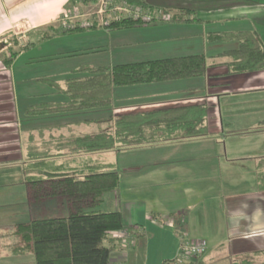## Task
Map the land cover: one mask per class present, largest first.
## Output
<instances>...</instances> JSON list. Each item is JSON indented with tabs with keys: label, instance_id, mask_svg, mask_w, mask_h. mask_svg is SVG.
Segmentation results:
<instances>
[{
	"label": "crops",
	"instance_id": "crops-1",
	"mask_svg": "<svg viewBox=\"0 0 264 264\" xmlns=\"http://www.w3.org/2000/svg\"><path fill=\"white\" fill-rule=\"evenodd\" d=\"M146 1L149 9L172 14L173 20L109 30L100 23L82 27L79 19L71 18L63 27L61 18L79 13L88 1L0 0V43L10 36L22 40L15 58L25 54L21 47L33 46L38 38L51 48L33 63L82 60L111 45L143 48L116 64L202 54L207 65L196 78L114 87L106 107L26 115L31 106L66 102L65 80L82 76L79 69L108 65L15 74L2 64L6 52L0 50V264L34 261L30 253L11 252L15 239L9 232L15 224L69 212L64 199L29 203L26 171L83 176L99 168L119 175V188L104 195L101 211H120L124 228H135L136 242L146 235L144 225L151 223L169 234L153 264L175 258L183 236L206 247L189 264H264V68L235 72L232 58L222 54L235 50L238 42L212 38L218 32H243L264 47V0ZM213 86L220 95L209 88ZM244 98L257 100L232 103ZM220 100L219 118L209 131L206 104ZM195 105L205 109L201 133L184 135L166 121L174 116L171 109ZM149 112L158 120L167 113L166 122H159L162 128L150 124L132 133H156L159 141L92 152L75 144L85 135L113 132L118 116L145 119L152 116ZM169 218L174 225L164 223ZM119 261L146 264L145 247H116L110 264Z\"/></svg>",
	"mask_w": 264,
	"mask_h": 264
},
{
	"label": "trees",
	"instance_id": "trees-1",
	"mask_svg": "<svg viewBox=\"0 0 264 264\" xmlns=\"http://www.w3.org/2000/svg\"><path fill=\"white\" fill-rule=\"evenodd\" d=\"M83 1L94 2L95 0ZM115 2H125L127 5L143 6L149 9L146 0H115ZM140 25L137 21L121 19L112 21L106 28L117 30ZM93 27L95 25L91 28ZM75 30L77 28L63 32ZM43 36L46 38L45 35ZM212 38L220 41L233 39L238 42L235 50L222 54L232 58V69L235 72L264 68V47L256 45L248 34L218 32L213 33ZM30 45L32 43L24 45L21 50L29 48ZM16 55L17 51L11 52L2 59V64L8 67ZM206 67L205 56L193 54L113 66L82 68L78 70L82 76L65 80V93L69 97L66 102L31 106L26 109L25 114L41 115L106 107L111 104L114 87L196 78L204 74ZM171 111L173 112L170 113L174 116L171 115L168 120H166L167 113L163 114L164 118L161 120L153 118L156 114L151 112L149 115L152 116H146L145 119L133 120L134 118L128 117V114L118 116L117 127L113 132L104 130L85 135L77 138L75 144L78 149L92 152L109 150L116 144L129 147L159 141L155 137L156 133L144 135L138 131L132 133V130H141L143 126L148 128L150 124H156L157 128L161 129L159 122L169 120L173 122L171 126L177 125L179 130H184V135L191 136L202 132L199 128L205 113L202 106H186L171 109ZM25 169L28 168L25 167ZM26 172L24 184L29 203L64 199L69 212L67 216L41 217L15 224L9 232L10 237L15 239L9 247L11 252L32 254L35 264H110L111 252L118 247V243L110 237V233L124 228L123 217L118 210L101 211L99 207L105 194L118 190V173L115 170L103 171L101 168L91 170L83 176L33 175ZM171 260H165L162 264H167Z\"/></svg>",
	"mask_w": 264,
	"mask_h": 264
},
{
	"label": "rangeland",
	"instance_id": "rangeland-1",
	"mask_svg": "<svg viewBox=\"0 0 264 264\" xmlns=\"http://www.w3.org/2000/svg\"><path fill=\"white\" fill-rule=\"evenodd\" d=\"M143 7V6H142ZM146 9V8H145ZM96 10V2H87L84 5V8H80L79 11L84 13L86 16L83 18L85 19L87 17L88 13H93ZM151 10V9H150ZM153 11V10H152ZM79 12V13H80ZM158 16L162 15L163 11L155 10L154 11ZM78 13V12H77ZM80 13V14H81ZM173 18L174 16L172 14L166 13ZM93 19L90 21H93L94 23H101V26L106 28L105 22L113 17L112 13L109 11L107 12L103 17H99L94 13ZM173 20V19H172ZM160 22L165 23L166 21H160L156 20L153 23ZM152 24V23H151ZM149 25V24H148ZM140 26H147V25H140ZM13 38V36H10L9 39L6 41H1L0 43V50L4 49L6 54L5 56L9 55L11 52H16L20 48V42H22L21 39ZM69 40L75 39V38H68ZM41 40V39H40ZM38 40V38H33L34 45L31 46L28 49H25V54L21 58H14L12 63L7 67L8 71H13L15 74H18L20 71H26L27 73H32L33 71H71V69L77 68V66L81 65H108L112 66L119 62H125L129 59L127 57L129 55L127 54H139L138 52L143 51V48H140V46H132L129 49L119 48V47H113L111 45H108L105 47L104 51H101L95 56H90L88 58L82 59V60H73V61H60V62H53V61H46V62H34L33 60L37 57H40L41 55L47 54L49 49L51 48V43L48 41L44 42L45 40L41 41ZM59 43V40H56ZM40 42V43H39ZM55 43V42H53ZM63 43V42H62ZM57 45V44H53ZM141 53V52H140ZM32 60V61H31ZM219 82V80H216ZM210 89H213V93L220 95V91H218L217 86L209 87ZM257 99H249L247 98L241 99L240 101H232L234 105H239L241 103H247L254 102ZM224 100H220V104L216 102L214 105L207 103V109H206V115H207V123L209 127V131H212L215 128V121L217 122V119L219 118V111L221 112L222 109V103ZM219 109V110H218ZM124 188L122 191L124 192ZM51 214V213H50ZM152 222V221H151ZM153 225V226H151ZM151 225H144L145 226V237L138 238L136 244L139 246H144L147 256V263L146 264H153L157 260L158 253L162 250V248L165 247L167 244L168 239V233L163 227L156 224ZM178 254V252H177ZM177 256V255H176ZM28 264V263H26ZM30 264H35V262H31Z\"/></svg>",
	"mask_w": 264,
	"mask_h": 264
},
{
	"label": "built area",
	"instance_id": "built-area-1",
	"mask_svg": "<svg viewBox=\"0 0 264 264\" xmlns=\"http://www.w3.org/2000/svg\"><path fill=\"white\" fill-rule=\"evenodd\" d=\"M96 10L93 13H88L87 17L83 19L86 15L75 13L73 16H65L61 18V24L63 27L68 26L69 19H79L81 21L80 25L82 27L90 28L97 23H94L92 20L94 13L99 17H103L107 12H111L113 17L105 22L106 25L110 24L112 21H120L121 19H128L131 21H137L141 25H148L153 23L156 20L162 21H171V16L163 13L158 16L154 11L142 7V6H133L127 5L125 2H115V0H95ZM100 23V22H99ZM101 25V23H100ZM172 220L166 219L165 224L170 223ZM136 230L135 228H123L121 230L112 231L110 237L118 243L121 251H125L132 247L136 243ZM206 247L205 244L198 240L187 239L185 236L181 237V242L178 248V254L167 264H189L191 261H194L196 258L200 257L205 253ZM118 264H125L123 261H119Z\"/></svg>",
	"mask_w": 264,
	"mask_h": 264
}]
</instances>
